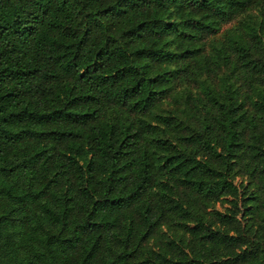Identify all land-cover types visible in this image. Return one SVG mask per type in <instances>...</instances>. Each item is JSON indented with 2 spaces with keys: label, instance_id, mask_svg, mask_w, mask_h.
Instances as JSON below:
<instances>
[{
  "label": "trees",
  "instance_id": "16d2710c",
  "mask_svg": "<svg viewBox=\"0 0 264 264\" xmlns=\"http://www.w3.org/2000/svg\"><path fill=\"white\" fill-rule=\"evenodd\" d=\"M0 264H264V0H0Z\"/></svg>",
  "mask_w": 264,
  "mask_h": 264
},
{
  "label": "rangeland",
  "instance_id": "374dc122",
  "mask_svg": "<svg viewBox=\"0 0 264 264\" xmlns=\"http://www.w3.org/2000/svg\"><path fill=\"white\" fill-rule=\"evenodd\" d=\"M232 22H233V21H232ZM229 25H231V22L228 23V24H226V25H224L223 29H225V28L228 27Z\"/></svg>",
  "mask_w": 264,
  "mask_h": 264
}]
</instances>
